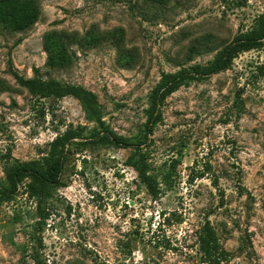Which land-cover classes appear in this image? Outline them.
<instances>
[{
    "label": "rangeland",
    "instance_id": "obj_1",
    "mask_svg": "<svg viewBox=\"0 0 264 264\" xmlns=\"http://www.w3.org/2000/svg\"><path fill=\"white\" fill-rule=\"evenodd\" d=\"M28 30H0V185L4 157L40 159L67 127L82 128L75 143L97 129L71 97L38 100L13 80L80 86L97 99L116 135L137 142L148 99L162 74L208 65L238 31L264 12V0H36ZM121 29L134 61L120 66L109 41L70 47L71 63L46 67L44 35ZM20 42L15 45V42ZM196 51L190 53V48ZM237 95L240 104H236ZM148 144L153 200L126 164L133 149L73 144L63 186L45 201L36 233V205L23 192L0 206V264H33L41 239L45 264H201L198 235L206 221L227 253L221 264H264V46L232 66L171 94Z\"/></svg>",
    "mask_w": 264,
    "mask_h": 264
},
{
    "label": "trees",
    "instance_id": "obj_2",
    "mask_svg": "<svg viewBox=\"0 0 264 264\" xmlns=\"http://www.w3.org/2000/svg\"><path fill=\"white\" fill-rule=\"evenodd\" d=\"M153 3L166 5L171 0H150ZM40 17V7L36 0H0V30L9 33L24 32L30 29ZM124 34L121 29L99 32L96 27H91L85 34L76 32H49L43 38V50L46 53V67L50 69L63 68L71 63L73 52L70 47L79 48L95 47L103 41L111 42L117 51V62L120 66H129L134 61L132 52L124 49ZM20 40L15 42L17 45ZM264 46V12L258 15L252 26L247 30H240L232 41L222 48L206 66H195L191 70H180L173 74H162L157 87L148 99L147 119L143 135L137 142H131L114 134L103 121L96 96L80 86L61 84L54 80H42L38 70L33 69V77L25 79L12 71L10 62L9 70L15 83L24 89L31 97L38 100H60L66 97L75 99L86 114L88 120L94 122L97 129L88 141L75 143L83 131L82 128L67 127L58 133L48 144L47 152L38 160L20 163L16 160L10 162L9 155L4 157V185H0V206L8 203L20 192L32 199L36 205L37 222L36 233L42 230L43 222L48 214L42 205L52 194L63 186L61 176L63 167L69 157V146L86 145L91 143L97 146H113L120 149H133L127 158L126 164L136 173L139 183L145 188L147 194L153 199H158L159 186L150 174L148 165V144L153 129L162 121L161 107L165 100L180 87L190 82L202 81L213 75L228 70L233 61L242 53L259 51ZM196 49L190 48V53ZM5 90L3 81L0 80V92ZM240 104V96L236 97ZM37 249L32 253L33 264H45L40 259L39 250L42 248L41 239L37 237ZM198 244L201 264H221L227 253L220 248L215 230L206 221L198 235Z\"/></svg>",
    "mask_w": 264,
    "mask_h": 264
}]
</instances>
